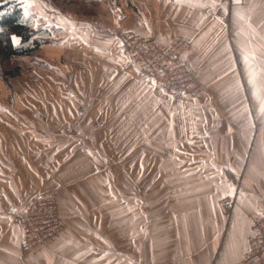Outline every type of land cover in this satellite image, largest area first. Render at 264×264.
<instances>
[{"label":"crops","instance_id":"0c3cea01","mask_svg":"<svg viewBox=\"0 0 264 264\" xmlns=\"http://www.w3.org/2000/svg\"><path fill=\"white\" fill-rule=\"evenodd\" d=\"M82 1L0 86V264H243L264 216V0ZM124 34L186 43L205 90L165 93ZM45 192L63 230L24 256L15 217Z\"/></svg>","mask_w":264,"mask_h":264},{"label":"built area","instance_id":"2783aa9c","mask_svg":"<svg viewBox=\"0 0 264 264\" xmlns=\"http://www.w3.org/2000/svg\"><path fill=\"white\" fill-rule=\"evenodd\" d=\"M229 9L244 5V0H215ZM189 46L184 42L165 45L152 37L134 34L122 36V56L128 58L144 76L151 77L156 84L173 98L197 97L205 90L199 72L191 67ZM225 206L233 208V200ZM24 236L22 254L31 256L46 249L62 232L63 223L53 192L34 197L15 217ZM251 235L243 264H264V216L250 218Z\"/></svg>","mask_w":264,"mask_h":264},{"label":"trees","instance_id":"16d2710c","mask_svg":"<svg viewBox=\"0 0 264 264\" xmlns=\"http://www.w3.org/2000/svg\"><path fill=\"white\" fill-rule=\"evenodd\" d=\"M13 37L17 39L14 43ZM50 33L36 26L34 14L15 0H0V80L8 83L24 70L20 62L51 44Z\"/></svg>","mask_w":264,"mask_h":264},{"label":"rangeland","instance_id":"374dc122","mask_svg":"<svg viewBox=\"0 0 264 264\" xmlns=\"http://www.w3.org/2000/svg\"><path fill=\"white\" fill-rule=\"evenodd\" d=\"M22 4L26 10L34 14L36 20V26L50 33V39L55 41L58 38L56 33L57 25L56 18L63 17L66 14V10L70 5L82 4V0H15ZM56 29V30H55ZM38 53L31 58H25L24 63L20 62L25 70L33 68L34 63L39 62ZM24 71V70H23ZM16 80H10L7 84L0 80V86L10 88L13 83H17ZM4 84V85H3Z\"/></svg>","mask_w":264,"mask_h":264},{"label":"snow or ice","instance_id":"6c2138e0","mask_svg":"<svg viewBox=\"0 0 264 264\" xmlns=\"http://www.w3.org/2000/svg\"><path fill=\"white\" fill-rule=\"evenodd\" d=\"M13 41H14V43H17L18 42L15 37H13Z\"/></svg>","mask_w":264,"mask_h":264}]
</instances>
